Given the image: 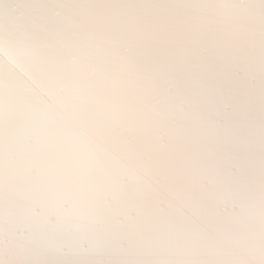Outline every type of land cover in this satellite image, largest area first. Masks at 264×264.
Listing matches in <instances>:
<instances>
[{
	"label": "snow or ice",
	"instance_id": "obj_1",
	"mask_svg": "<svg viewBox=\"0 0 264 264\" xmlns=\"http://www.w3.org/2000/svg\"><path fill=\"white\" fill-rule=\"evenodd\" d=\"M0 264H264V0L0 4Z\"/></svg>",
	"mask_w": 264,
	"mask_h": 264
},
{
	"label": "bare ground",
	"instance_id": "obj_2",
	"mask_svg": "<svg viewBox=\"0 0 264 264\" xmlns=\"http://www.w3.org/2000/svg\"><path fill=\"white\" fill-rule=\"evenodd\" d=\"M7 2V0H0V4Z\"/></svg>",
	"mask_w": 264,
	"mask_h": 264
}]
</instances>
